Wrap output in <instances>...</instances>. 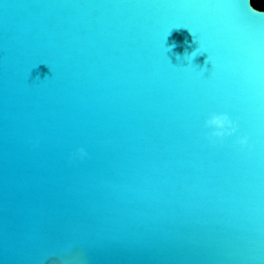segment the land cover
Returning a JSON list of instances; mask_svg holds the SVG:
<instances>
[{"label":"water","instance_id":"1","mask_svg":"<svg viewBox=\"0 0 264 264\" xmlns=\"http://www.w3.org/2000/svg\"><path fill=\"white\" fill-rule=\"evenodd\" d=\"M0 264H264V11L0 0Z\"/></svg>","mask_w":264,"mask_h":264},{"label":"clouds","instance_id":"2","mask_svg":"<svg viewBox=\"0 0 264 264\" xmlns=\"http://www.w3.org/2000/svg\"><path fill=\"white\" fill-rule=\"evenodd\" d=\"M185 55L187 57H191V60L195 56L193 54L189 56L187 53ZM205 126L207 128L215 129V131H213L208 137L209 141L211 143H215L217 141L222 143L225 138L231 137L234 133H236L238 129V122L236 120L230 119L228 115L213 114L211 118L206 121ZM239 143L242 146L247 145L248 140L246 138L241 139ZM86 155L87 153L83 149H80L73 158L79 156L81 159H83L86 157Z\"/></svg>","mask_w":264,"mask_h":264},{"label":"trees","instance_id":"3","mask_svg":"<svg viewBox=\"0 0 264 264\" xmlns=\"http://www.w3.org/2000/svg\"><path fill=\"white\" fill-rule=\"evenodd\" d=\"M252 2L255 8L264 10V0H252Z\"/></svg>","mask_w":264,"mask_h":264},{"label":"flooded vegetation","instance_id":"4","mask_svg":"<svg viewBox=\"0 0 264 264\" xmlns=\"http://www.w3.org/2000/svg\"><path fill=\"white\" fill-rule=\"evenodd\" d=\"M254 6V5H253ZM255 7V6H254ZM260 10V9H259ZM264 11V10H263Z\"/></svg>","mask_w":264,"mask_h":264}]
</instances>
